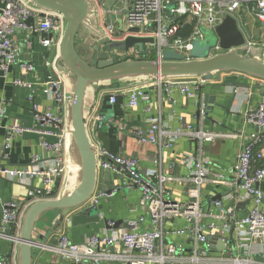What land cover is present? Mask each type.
<instances>
[{
	"label": "built area",
	"instance_id": "obj_1",
	"mask_svg": "<svg viewBox=\"0 0 264 264\" xmlns=\"http://www.w3.org/2000/svg\"><path fill=\"white\" fill-rule=\"evenodd\" d=\"M88 1L92 8L90 17L94 18L98 28L104 31L108 43L120 40L117 36L122 34H126L125 37L132 35L154 38L155 42L146 44L143 52L136 47L129 51L117 50L118 60H160L163 51L170 48L188 57L192 47L191 41L200 33V25L214 28L227 15L236 18L241 10L253 16L261 27L259 38L251 37L247 40V46L252 49L259 45L264 47V0H116L112 8L113 19L109 18L105 7L106 0ZM169 5H173L172 16L166 12ZM114 15L122 18H117V21ZM30 19H33V22H29ZM117 22L121 23L120 30L117 29ZM190 24L194 25V31L189 37H184L182 33ZM65 27L66 20L60 12L47 10L30 0H0L1 69L7 74L10 65L15 63L18 47L14 34L18 30L29 29L31 32L44 34L40 43L49 51L45 61L47 73L44 92L47 98L53 101L52 106L40 111L33 96H29L36 112L38 127H29L19 122L4 126L6 147L16 135L29 131L38 133L50 162L46 164L40 156L34 155L28 167L3 171L0 165V174L5 175L7 180L21 182L30 187L28 201L21 203L10 200L3 205L0 237L10 239L14 248L11 254L0 256V264H18V238L27 208L37 200L50 199L57 184L68 171V115L72 85L70 79L59 70L60 42ZM220 50L219 46L215 49ZM23 69L29 72L35 70V66L33 63H26ZM208 80L210 79L200 76L159 77L111 93L109 103L115 104L118 94L123 93L127 99L126 106L136 107L142 99H149L145 87L150 84L161 88L164 86L168 92L177 89L189 98H197L200 97L203 84ZM262 80L264 83V79ZM14 84L29 87V83L22 78H15ZM199 106L200 113L206 115L204 100H200ZM5 112L4 102L0 99V123ZM246 118L256 131L249 134L245 140L234 167L241 192H227L225 195L227 199L247 204L245 216L234 218V209L226 208L223 198L213 200L216 212H206L202 207V192L206 184H232L223 172H212L208 166L209 161L203 154L204 145L219 138H235L237 135L209 131L204 129L201 123H189L172 129L161 117H153L149 119L146 128H136L132 131L140 144L157 145L161 151L172 148L182 138L195 143V150L182 156L187 175L178 178V181L187 185V200L181 201L174 197L168 186L170 177L166 176L161 168V158L154 159L157 165L155 168L142 171L138 158L115 154L98 147V170L100 173L110 171L120 179V184L110 194L98 185L94 195L84 206L92 207L99 203L101 197H108L121 188L137 187L141 192L140 207L145 214L126 219L117 226V221L106 220L105 229L82 242L72 241L62 231L55 245L42 246L58 252L70 264H110L114 261L122 264H256L249 251L252 242L264 240V193L259 188V183L264 179V87L259 103L248 111ZM90 121L100 127L107 119L95 109ZM101 156H104L103 160ZM37 178H40L43 184L40 195L35 192ZM79 209L80 207L67 213L66 222H70ZM207 217H213L215 220L207 222ZM177 219L184 220L185 225L170 226L171 222ZM9 226L14 227V233L7 231ZM169 235L182 237L184 242L175 243L170 240ZM215 238L225 241L223 249L212 247L211 241Z\"/></svg>",
	"mask_w": 264,
	"mask_h": 264
},
{
	"label": "crops",
	"instance_id": "obj_2",
	"mask_svg": "<svg viewBox=\"0 0 264 264\" xmlns=\"http://www.w3.org/2000/svg\"><path fill=\"white\" fill-rule=\"evenodd\" d=\"M239 26L244 34L247 30L251 37L258 39L261 34L259 23L241 10L236 16ZM42 33L31 32L29 29L18 30L14 39L18 47L15 63L10 65L8 73L0 67V99L4 102L5 116L0 123V165L2 170L28 167L32 163L34 155L41 157L42 162L49 163L50 158L41 145V136L36 132H25L16 135L9 141L4 126L19 122L29 127H38L36 112L33 103L29 99L32 95L39 110L43 111L53 105L44 92L47 69L45 61L48 57L40 40ZM263 49V52L261 51ZM80 50L83 51L82 45ZM254 53H264V47L255 46ZM33 63L35 70L26 72L23 65ZM15 78H22L29 83V87L14 84ZM147 82V81H146ZM150 82V81H148ZM142 84V83H136ZM133 82L117 81L109 85H97L90 89L85 102V115L87 117L88 131L95 148L103 147L115 154H125L138 158L142 171L155 168L154 159L161 158L163 173L170 177L168 186L178 200H187L186 186L178 178L187 175V170L182 163V156L188 151L195 150V143L182 138L170 149L160 151L157 145L140 144L132 131L136 128H146L149 119L161 117L172 129L180 128L185 124L201 123L204 129L216 133H233L237 137H225L213 142L205 143L203 154L208 159V166L212 172H223L231 185L208 183L202 192V207L206 212L214 211L213 200L223 198L226 208H233L234 218H240L247 213V204L225 198L227 192H241L238 188L234 167L241 147L245 140L256 128L247 122V113L255 107L261 98L264 87L263 80L259 77L235 71H225L217 77L203 84L200 97L189 98L177 89L171 92L166 87L147 85L145 87L149 99H142L138 106L127 107V99L123 93L118 94L115 104L109 103V95L130 85ZM208 100L205 104L206 115L200 113V100ZM211 108V109H210ZM104 115L107 122L102 126L90 121L94 110ZM110 121V122H108ZM50 140L53 138L48 137ZM71 169V168H70ZM68 167L67 173H70ZM99 187L103 191L112 189L120 184V179L111 173L110 177L101 172L99 175ZM172 178V179H171ZM59 183L57 192L61 195ZM40 178L35 179V192L40 195L43 191ZM259 188L264 193V179L259 183ZM30 187L21 182H11L0 174V228L3 222V205L6 201L16 200L26 202L29 198ZM57 196V195H56ZM141 192L137 188L124 187L120 191L100 199L98 210L92 213L86 212L87 207L82 206L73 216L70 222H66L65 216L60 220L62 211L50 210L44 213L36 223L34 229L35 239L38 240L34 247L33 264H70L62 256L42 244L55 245L58 235L64 231L74 242H82L87 237L105 229L106 220L125 221L145 214L140 207ZM264 203V198H263ZM102 216V217H101ZM100 217V218H99ZM215 220L207 217L205 221ZM185 222L177 219L170 226L181 227ZM14 227L9 226L7 231L14 233ZM170 236L175 243L184 242L182 237ZM14 243L7 238L0 237V256L11 254ZM188 249V248H186ZM250 255L256 264H264V240L251 243ZM110 264H122L114 261Z\"/></svg>",
	"mask_w": 264,
	"mask_h": 264
},
{
	"label": "water",
	"instance_id": "obj_3",
	"mask_svg": "<svg viewBox=\"0 0 264 264\" xmlns=\"http://www.w3.org/2000/svg\"><path fill=\"white\" fill-rule=\"evenodd\" d=\"M30 1L47 10L62 13L66 20L60 42L59 70L70 79L72 85L68 115V167L73 175H77V179L75 178L76 184L68 192L56 198L37 200L27 208L18 238V264H33L34 247L38 242L34 229L44 213L50 210L62 211V221L67 213L85 205L98 188V155L88 131L85 115V102L90 89L117 81L136 84L167 76H200L203 79H212L225 71L246 73L264 79V53H254V50L247 46V36H251V32L247 30L244 34L237 18L231 15H227L214 28L200 25V33L192 39L188 57L170 48L163 51L160 60H118L117 50L129 51L136 47L143 52L146 44L155 42L154 38L128 35L123 40L108 43L104 31L100 30L97 21L90 17L92 8L88 0ZM115 3L116 0L105 1L110 19H113L112 8ZM172 6L169 5L166 9L169 16H172ZM174 19L176 20V17ZM29 22H33V19ZM80 45L83 51L80 50ZM217 46L220 51H215ZM48 54L49 51L46 52V55ZM207 101L205 98L204 103L207 104ZM101 159L103 160L104 156H101ZM105 173L110 177V171H104ZM114 188L105 189V192L110 194ZM97 210L98 203H95L88 207L86 212ZM121 222L122 220L117 221L116 226ZM211 245L223 249L225 241L215 238L212 239Z\"/></svg>",
	"mask_w": 264,
	"mask_h": 264
},
{
	"label": "rangeland",
	"instance_id": "obj_4",
	"mask_svg": "<svg viewBox=\"0 0 264 264\" xmlns=\"http://www.w3.org/2000/svg\"><path fill=\"white\" fill-rule=\"evenodd\" d=\"M117 18H122V16H115L114 15V19L117 20ZM120 24H121L120 22H117V29H119V30H120V28H119ZM125 35L126 34H122V35L117 36V37L121 40V39H124ZM53 50H54V48H53ZM70 173L71 174L66 173L65 176H64V178H62V180L59 183V185L61 186L60 187L61 195H62V193H65L66 191L68 192L72 188V186L76 184L77 175L76 176L73 175V173L71 171H70ZM134 188H136V187H134ZM58 192H57V189H56L55 192L52 195H50V197L51 198L52 197H56V195H57V197H59L58 195L60 193H58Z\"/></svg>",
	"mask_w": 264,
	"mask_h": 264
},
{
	"label": "trees",
	"instance_id": "obj_5",
	"mask_svg": "<svg viewBox=\"0 0 264 264\" xmlns=\"http://www.w3.org/2000/svg\"><path fill=\"white\" fill-rule=\"evenodd\" d=\"M193 31H194V25L193 24L187 25V27L184 29L182 35L184 37H189Z\"/></svg>",
	"mask_w": 264,
	"mask_h": 264
}]
</instances>
